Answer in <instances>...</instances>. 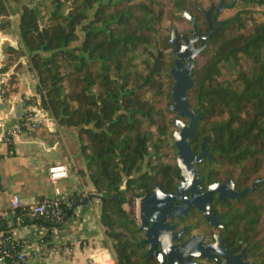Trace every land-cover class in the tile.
Wrapping results in <instances>:
<instances>
[{
    "label": "trees",
    "instance_id": "trees-1",
    "mask_svg": "<svg viewBox=\"0 0 264 264\" xmlns=\"http://www.w3.org/2000/svg\"><path fill=\"white\" fill-rule=\"evenodd\" d=\"M233 0H226L230 5ZM220 0H0V31L12 28L13 5L20 42L8 49L0 79L27 55L37 78L36 96L27 103L48 115L60 128L75 130L83 176L100 201V224L111 242L116 264H158L141 245L137 201L155 187L167 193L180 185L172 135L178 115L172 106V30L187 12L202 35L209 31L204 12ZM213 24L208 45L196 58L191 109L199 117L193 151L206 140L209 159L197 165L204 191L228 178L242 192L264 179V0H236ZM188 37L186 31H181ZM1 88L8 101L14 76ZM31 117L19 121L21 130ZM10 143L12 136L7 135ZM2 190V188H1ZM0 190V191H1ZM55 200L52 208L33 214L18 207L1 219L2 238L21 225L44 230L41 243L51 246L57 229L80 204ZM51 201L48 203L50 204ZM212 209L232 245L248 247L250 264H264V183L238 200ZM193 217L203 221L200 213ZM29 243L5 242L6 264Z\"/></svg>",
    "mask_w": 264,
    "mask_h": 264
},
{
    "label": "crops",
    "instance_id": "crops-1",
    "mask_svg": "<svg viewBox=\"0 0 264 264\" xmlns=\"http://www.w3.org/2000/svg\"><path fill=\"white\" fill-rule=\"evenodd\" d=\"M19 11L13 5L12 28L0 31V69L6 64L8 49L20 42ZM8 76H14L16 85L9 100L4 101L1 88L7 84ZM8 76L0 79V213L12 209L14 196L20 200L19 207L24 208L55 200L68 204L72 196L81 200L73 216L55 231L50 247L40 243V228L16 222L19 226L13 233L15 241L29 243L24 248L29 254L24 264H116L111 242L100 224L101 205L95 188L87 175L80 173L83 166L75 130L60 128L41 109L28 105L36 96L37 78L27 55L15 61ZM16 108L22 109V118L31 114L28 122L32 127L9 143L7 135L20 121ZM55 164L66 165L70 174L54 185L47 169Z\"/></svg>",
    "mask_w": 264,
    "mask_h": 264
},
{
    "label": "water",
    "instance_id": "water-1",
    "mask_svg": "<svg viewBox=\"0 0 264 264\" xmlns=\"http://www.w3.org/2000/svg\"><path fill=\"white\" fill-rule=\"evenodd\" d=\"M235 2L236 0H233L230 5H226V0H220L212 19L210 16L213 13V7L204 12L209 24V31L204 36L201 35L196 20L187 12H183L181 18L191 24V38H187L185 35L179 37L177 30H172L169 45L172 47L174 59L173 67L170 70L173 81L170 111L179 117L174 122L176 130L172 138L182 182L175 193L171 195H166L156 187L152 195L143 196L138 200L137 209L139 230L145 233V240L141 243L149 246L148 259L155 257L158 264H197L192 262L193 258L211 261L218 260L219 256L226 261V264H250L242 262V260L246 261L249 256L247 247L240 256H233V252L236 250L226 251L225 245H221L219 235L215 236L216 244L208 247L203 245L205 238L199 235L190 238L184 245L178 244L179 238L185 230L174 233L175 226L171 224L172 220L181 221L188 217L192 209H195L210 227L220 229L222 225L219 222V217L215 215L212 209L214 197L216 196L220 203L238 200L247 193L254 191L257 185L264 183L263 179L255 182L251 188L237 192L235 190L236 183L228 178L227 183L213 184L204 192L197 165L210 158L206 151V140L202 142V149L199 154L193 151L192 142L195 140L199 117L191 109L189 93L194 86L193 69L196 58L205 51L208 45L207 40L214 33L213 24L220 28L219 16L225 9L233 7ZM198 42L201 46L197 48ZM21 108H16V117L19 120L23 117ZM175 200L179 201L181 205L175 206L173 204ZM157 246H160L159 251ZM213 251L217 254L213 255Z\"/></svg>",
    "mask_w": 264,
    "mask_h": 264
},
{
    "label": "flooded vegetation",
    "instance_id": "flooded-vegetation-1",
    "mask_svg": "<svg viewBox=\"0 0 264 264\" xmlns=\"http://www.w3.org/2000/svg\"><path fill=\"white\" fill-rule=\"evenodd\" d=\"M205 15V14H204ZM188 33V37L187 38H191V35H190V31L187 32ZM178 36L181 37L183 34H181L180 32H177ZM202 35V34H201ZM206 35V34H205ZM204 36V35H202ZM201 44L200 42H198L196 44V47H200ZM202 164V163H200ZM182 182V181H181ZM228 182V180H227ZM226 182V183H227ZM181 184V183H180ZM178 187V186H177ZM176 187V189H177ZM203 187V186H202ZM210 187V186H209ZM208 187V188H209ZM156 188V187H155ZM154 188V189H155ZM158 188V187H157ZM207 188V189H208ZM153 189V190H154ZM160 189V188H159ZM176 189L173 191V192H170V193H167L165 191H161L163 193H165L166 195H171V194H174ZM204 189V188H203ZM153 190L148 193V194H145L144 196H147V195H152L153 193ZM235 190H236V186H235ZM207 191V190H206ZM204 191V192H206ZM237 191V190H236ZM238 192V191H237ZM189 196V195H188ZM214 200H217V197L215 196L214 197ZM214 200L212 202V204L214 203ZM173 204L175 206H179L181 205V203L177 200H175L173 202ZM195 209H192L191 213L189 214L188 217H185L183 220H172L171 221V224L173 226H175V229H174V233H179L181 232L182 230H185V232L180 236L179 238V242L178 244L180 245H184L190 238L192 237H195V236H201L202 238H205V241L203 242V245L208 247V246H212V245H215L217 240L215 239V236L216 235H219L221 237V245L224 244L225 245V248H226V251H231V250H236L233 252V256H240L242 253H243V250L247 247V246H244L243 245V242H239L238 244L236 245H232V243L229 242V239L226 238L225 236H222L221 233L219 232V230H222V228L220 229H213L212 227H210L206 222L205 220L203 219L202 215L200 214V216L202 217L203 221H199L198 218L196 217H193V213H194ZM197 211V210H196ZM220 222V221H219ZM149 226H151V224L149 223ZM143 233V240H145V233L144 231H142ZM141 245H143L141 243ZM145 246L146 248V256H147V252L149 250V246L148 245H143ZM240 246V247H239ZM157 250L159 251L160 250V246H157ZM156 250V251H157ZM247 250H248V247H247ZM213 255H216L217 253L215 251H213L212 253ZM248 254H249V251H248ZM249 257H250V254L247 258V260H242V262H248L249 263ZM148 258V257H147ZM151 261H156L157 260L155 259V257H153L152 259H150ZM192 262H196L197 264H226V261L221 257L219 256L218 257V260H211V261H207V260H197L195 258L192 259ZM158 263V262H157Z\"/></svg>",
    "mask_w": 264,
    "mask_h": 264
},
{
    "label": "built area",
    "instance_id": "built-area-1",
    "mask_svg": "<svg viewBox=\"0 0 264 264\" xmlns=\"http://www.w3.org/2000/svg\"><path fill=\"white\" fill-rule=\"evenodd\" d=\"M32 127V125L27 122L26 123V128H30ZM35 127V126H34ZM22 130L21 127L19 125L14 126L13 128H11L10 130V135L12 137L21 134ZM69 168L64 165V164H55V165H51L48 167L47 169V175L48 178L50 180V182L52 184H57L65 179H67L69 177ZM0 190H1V185H0ZM55 201H51L50 204L48 202L46 203H40L35 205L34 207L31 208L33 214H43L47 211V209L52 208V213H59V209L56 203H53ZM20 204V200L17 196H14L11 200V207L12 209L18 208ZM1 219H6L7 221H11L13 219V214H4V213H0V221ZM19 222V221H17ZM41 231V236H40V241L44 235V230L40 229ZM12 242L15 241L14 239V234H12L11 238H6L3 239L2 238V234L0 231V248L2 246H4L5 242H7L8 240H10ZM41 243V242H40ZM45 245V244H44ZM6 258H10V255L6 252L4 254H0V264H6ZM29 258V254L26 250H22L17 256H16V264H24Z\"/></svg>",
    "mask_w": 264,
    "mask_h": 264
},
{
    "label": "rangeland",
    "instance_id": "rangeland-1",
    "mask_svg": "<svg viewBox=\"0 0 264 264\" xmlns=\"http://www.w3.org/2000/svg\"><path fill=\"white\" fill-rule=\"evenodd\" d=\"M178 29H179V31H180L181 34H183L181 31H186V32H188V31H191V30H192V28L190 27V25L187 24V23H185V22L179 24V25H178ZM183 35H185V34H183ZM138 200H139V199H138ZM137 209H138V201H137Z\"/></svg>",
    "mask_w": 264,
    "mask_h": 264
}]
</instances>
